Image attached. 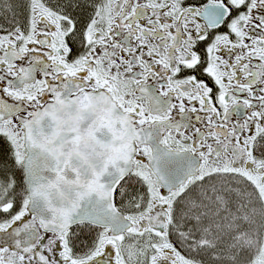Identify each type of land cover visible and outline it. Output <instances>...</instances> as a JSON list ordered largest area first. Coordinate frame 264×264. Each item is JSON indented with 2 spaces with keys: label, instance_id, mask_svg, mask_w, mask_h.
<instances>
[{
  "label": "snow or ice",
  "instance_id": "snow-or-ice-1",
  "mask_svg": "<svg viewBox=\"0 0 264 264\" xmlns=\"http://www.w3.org/2000/svg\"><path fill=\"white\" fill-rule=\"evenodd\" d=\"M0 264H264V0H0Z\"/></svg>",
  "mask_w": 264,
  "mask_h": 264
}]
</instances>
